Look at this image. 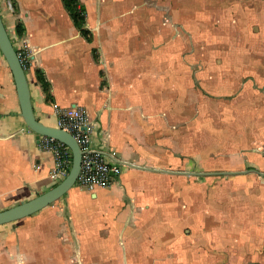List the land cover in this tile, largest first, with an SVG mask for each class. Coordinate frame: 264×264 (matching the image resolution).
I'll list each match as a JSON object with an SVG mask.
<instances>
[{
    "label": "crops",
    "instance_id": "obj_1",
    "mask_svg": "<svg viewBox=\"0 0 264 264\" xmlns=\"http://www.w3.org/2000/svg\"><path fill=\"white\" fill-rule=\"evenodd\" d=\"M169 1L78 0L86 39L62 0H0L36 119L81 107L91 146L122 165L0 225V264H264V0H223L230 34L202 57L179 51ZM39 138L0 51V210L57 184Z\"/></svg>",
    "mask_w": 264,
    "mask_h": 264
},
{
    "label": "water",
    "instance_id": "obj_2",
    "mask_svg": "<svg viewBox=\"0 0 264 264\" xmlns=\"http://www.w3.org/2000/svg\"><path fill=\"white\" fill-rule=\"evenodd\" d=\"M0 51L13 76L21 116L27 127L38 136L54 138L66 145L72 154V161L67 175L56 185L24 202L0 210V225L18 221L28 217L62 197L74 186L81 165L82 151L75 138L57 127L46 126L36 119L30 100V89L25 70L12 44L0 15ZM143 168V167H138Z\"/></svg>",
    "mask_w": 264,
    "mask_h": 264
},
{
    "label": "built area",
    "instance_id": "obj_3",
    "mask_svg": "<svg viewBox=\"0 0 264 264\" xmlns=\"http://www.w3.org/2000/svg\"><path fill=\"white\" fill-rule=\"evenodd\" d=\"M17 55L24 68L26 57L21 53ZM55 112L56 127L70 133L82 151L80 171L74 185L80 191L90 192L110 185L114 178L120 175L122 165L108 160L106 155L91 146L92 125L85 110L73 106L56 109ZM39 144L41 149L52 153L54 164L49 171V179L59 183L67 175L71 166L70 149L62 142L46 136H40Z\"/></svg>",
    "mask_w": 264,
    "mask_h": 264
},
{
    "label": "rangeland",
    "instance_id": "obj_4",
    "mask_svg": "<svg viewBox=\"0 0 264 264\" xmlns=\"http://www.w3.org/2000/svg\"><path fill=\"white\" fill-rule=\"evenodd\" d=\"M165 1V0H163ZM170 4L169 0H166ZM182 0V31L180 36L181 42L179 51L185 56L199 54L200 57L206 53H222L220 46L223 37L230 34L229 29L223 23V0ZM168 15V23L174 25L171 15ZM173 15V13H171ZM190 24L198 27L190 28ZM178 26V24H177ZM180 33V30L178 31ZM237 37V34H234ZM214 45L212 40L217 39ZM196 69V66L193 68Z\"/></svg>",
    "mask_w": 264,
    "mask_h": 264
},
{
    "label": "trees",
    "instance_id": "obj_5",
    "mask_svg": "<svg viewBox=\"0 0 264 264\" xmlns=\"http://www.w3.org/2000/svg\"><path fill=\"white\" fill-rule=\"evenodd\" d=\"M10 2L13 0H9ZM64 3V6L70 16L72 17L76 27L80 30L81 34L86 38L88 37V31L84 29V13L82 8L79 6L78 0H62ZM18 33H21L19 28L17 29ZM37 80L42 83V86L47 89V82L41 75H37Z\"/></svg>",
    "mask_w": 264,
    "mask_h": 264
}]
</instances>
